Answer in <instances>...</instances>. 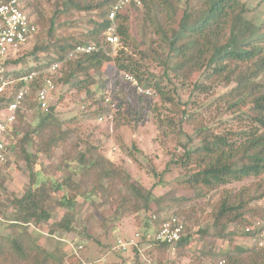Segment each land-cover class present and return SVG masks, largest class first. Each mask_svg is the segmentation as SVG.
<instances>
[{
	"label": "trees",
	"instance_id": "trees-1",
	"mask_svg": "<svg viewBox=\"0 0 264 264\" xmlns=\"http://www.w3.org/2000/svg\"><path fill=\"white\" fill-rule=\"evenodd\" d=\"M66 2L67 7L50 20H45L39 12L37 43L31 51L25 49L4 63L0 85L3 81L10 84L0 94V112L6 111L22 88V77L49 67L77 46L103 45L104 42L100 44L96 40L104 38L109 25L108 13L117 0ZM25 3L27 9H32L29 0ZM72 10L96 13L91 19L93 28L82 38L72 35L58 38L54 21ZM249 13L248 5L240 0L132 1L117 17L119 43L115 56L100 49L66 61L59 70V78L55 79L56 95L48 110L41 109L37 101L36 85L40 88L41 84H32L17 114L18 121L7 134L9 151L17 158L23 156L30 183L22 196L10 201L9 229L22 230L0 237V264H64L39 244L27 227L48 223L56 207L64 212L50 231L77 232L75 225L79 220L74 212L79 198L102 196L108 201L110 187L116 179L128 191L127 196L134 199L135 211L148 214L147 228L140 242L125 253L119 251V256L127 264H142L144 257L153 264H173L165 259L170 247L156 241L150 231L156 232L162 221L182 218L184 230L176 252L183 251L192 238L187 224L191 213L184 212L183 206L203 200L230 183L264 174V16L255 23L248 18ZM133 21L146 23L143 30L137 28L139 40L131 30ZM49 23L50 28L44 32ZM39 53H46L45 58L37 56ZM107 65H112V77L104 79ZM121 73L133 76L145 89H154L156 99L137 94L135 88L119 78ZM59 86L64 88L60 92ZM109 86L123 95V117L135 123L152 112L162 137H173L183 147L180 154L173 151L176 155H171L165 170L177 168L182 177L166 193L157 194L154 187L146 188L115 163L103 158L90 159L88 154H81L76 160V171L60 181L34 170L39 156H48L71 133L69 128L63 130L57 113L63 91L75 89L84 93L85 101L91 103L85 105L87 109L98 104L96 114L102 116L105 96L99 100L97 97L101 89ZM221 87L228 90L218 94L216 89ZM154 101L160 106H154ZM162 108L170 115H164ZM186 127L192 129L200 142L198 146L183 145L180 137L185 135ZM36 138L40 144L31 154L28 148ZM92 163L85 172L96 170V184L80 187L75 181L77 172ZM160 174L155 172L154 176ZM104 180L108 181L106 185ZM62 190L64 194L57 198L56 194ZM127 196L122 197L121 214L128 211ZM214 210L213 224L217 227L229 223L238 224L239 228L252 226L244 218L246 204L242 201L236 205L224 197L215 204ZM78 233L91 238L85 227ZM255 234L257 230L244 232L250 239ZM193 260L197 264H264V249L254 244L224 259L216 253H204Z\"/></svg>",
	"mask_w": 264,
	"mask_h": 264
},
{
	"label": "rangeland",
	"instance_id": "rangeland-1",
	"mask_svg": "<svg viewBox=\"0 0 264 264\" xmlns=\"http://www.w3.org/2000/svg\"><path fill=\"white\" fill-rule=\"evenodd\" d=\"M29 1L32 4L30 11L36 19L41 12L45 20H50L59 10L67 7V0ZM240 1L248 5L250 9L248 18L251 21L256 23L263 19L264 0ZM95 15L96 13L76 10L65 12L54 21L58 38L68 35L76 38L86 36L93 28L91 19H94ZM145 26V22L133 21L131 30L137 40H139L137 28L140 27L143 30ZM49 28L50 23L43 28L44 32ZM97 42L102 44L104 38L98 37ZM35 43H37L36 39L35 42L30 43L25 48L26 51H31ZM117 51L118 48L112 52V56H115ZM45 55L46 53H39L37 56L45 58ZM112 72V65H107L103 78L112 77ZM121 74L119 78L129 83L123 79ZM59 76L58 71L55 78H59ZM129 84L134 88L131 83ZM58 89L56 90L60 92L64 88L59 86ZM216 90H218V94H222L228 89L221 87ZM151 91L153 92L154 89ZM63 92L64 97L57 113L59 120L62 121L63 130L66 131L69 128L71 133L48 156H39L34 165L35 171L44 172L45 176L60 181L70 175L71 172L76 171V160L80 158L81 154H88L90 159L99 160L103 158L115 163L119 169L125 171V174L146 188L154 187L157 194L166 193L182 177L181 171L177 168L168 172L165 171L171 155L174 154L173 151L180 154L184 149L178 145L175 138L162 137L155 114L148 112L141 121L132 123L123 117L125 114V108L121 105L123 95L117 89L114 91L111 86L107 89H101L98 93V100L105 96L102 116L96 114L98 104H92L91 108L87 109L85 105L90 106L91 103L85 101L84 93L75 89H68ZM55 95L53 92L52 96ZM156 95L157 93L153 92L148 97L155 98ZM107 99L108 101H106ZM153 103L154 106H160L156 101ZM160 110L164 115H170L165 108ZM5 113L0 112V119ZM184 130L185 135L180 137L183 145L191 148L198 146L200 142L195 138L192 129L186 127ZM39 142L40 139L36 138L33 146L28 148L31 154L35 153ZM6 164L0 167V237L13 235L22 230V228L9 229V223L12 219L10 201L14 197L22 196L30 183L29 171L22 155L17 158L9 152ZM93 165V163L89 166L85 165L83 170L77 172L75 181L80 187L89 188L96 184L97 179L94 177L96 170H91L89 173L85 172ZM155 172L161 173L160 176L155 177ZM103 183L106 185L108 181L104 180ZM156 183H158L157 186ZM110 191L111 196L108 201H105L102 196L87 200L79 198L74 212L79 220V224L75 225L77 232L67 233L61 229L50 231L52 226L61 220L64 212L56 207H53L54 214L48 223L30 226L27 229L39 244L51 252L53 256L62 259L64 264H127L124 258L118 254L121 251L118 247V240L140 242L147 228L145 219L148 218V214L135 211L134 199L127 196L128 191L119 179L113 182ZM63 194L64 190L58 192L56 197L60 198ZM123 196H127L128 211L121 214L120 206L123 202ZM254 196L258 198L253 199ZM224 197L236 205L241 201L246 204L244 218H250L253 221L263 219L264 174L256 178L230 183L227 187L220 188L203 200L183 206L184 212L191 213L187 224L192 238L185 250L176 252L177 254L175 253L176 255L173 256L168 253L165 256L166 261H173V264H197L193 260L194 257L204 253H216L224 259L228 255L237 253L241 248L253 246L252 240L244 235L245 227L239 228L238 224L233 223L220 227L213 224L212 214L215 211V204ZM118 213L119 216L117 217ZM83 227L87 229L91 238L79 235L78 232ZM136 234H139L138 238H136Z\"/></svg>",
	"mask_w": 264,
	"mask_h": 264
},
{
	"label": "built area",
	"instance_id": "built-area-1",
	"mask_svg": "<svg viewBox=\"0 0 264 264\" xmlns=\"http://www.w3.org/2000/svg\"><path fill=\"white\" fill-rule=\"evenodd\" d=\"M139 0H117L110 9L107 20L109 25L104 34V44H87L77 46L74 50L66 54L63 58L51 63L45 69L31 72L22 77V88L16 94L13 102L6 108V113L0 119V167L4 166L9 157V147L7 134L18 121V112L22 109L25 98L32 89V84L38 82L41 87H37V101L41 109L48 110L53 99V91L55 90V76L64 63L68 60H74L79 55L91 54L103 49L108 55L117 49L119 37L117 34V17L129 6L130 2ZM37 19L26 7L25 0H0V73L3 72V65L7 60L17 56V54L26 47L35 42L36 34L38 33ZM111 48V49H110ZM111 51V53H110ZM123 79L131 83L138 94L149 96L152 95L151 89L143 88L138 81L130 74L122 73ZM10 84L8 81H3L0 85V94L6 86ZM108 101V99L106 100ZM252 223V226L246 227L244 232L251 233L257 230V234L251 238L253 245L255 244L260 249H264V217L257 221L247 218ZM184 225L181 219L172 218L162 221L154 234V239L160 243H164L170 247V255L176 253L177 243L180 241L183 234ZM139 234H136V238ZM131 246H137L135 240L123 241L118 240V247L124 253ZM142 264H153L146 257L143 258Z\"/></svg>",
	"mask_w": 264,
	"mask_h": 264
},
{
	"label": "crops",
	"instance_id": "crops-1",
	"mask_svg": "<svg viewBox=\"0 0 264 264\" xmlns=\"http://www.w3.org/2000/svg\"><path fill=\"white\" fill-rule=\"evenodd\" d=\"M150 234H151V236L153 235L154 236V234H155V231H150Z\"/></svg>",
	"mask_w": 264,
	"mask_h": 264
}]
</instances>
